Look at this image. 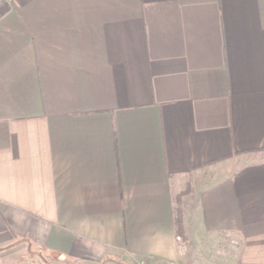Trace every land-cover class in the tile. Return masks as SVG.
Returning a JSON list of instances; mask_svg holds the SVG:
<instances>
[{
	"label": "crops",
	"instance_id": "1",
	"mask_svg": "<svg viewBox=\"0 0 264 264\" xmlns=\"http://www.w3.org/2000/svg\"><path fill=\"white\" fill-rule=\"evenodd\" d=\"M0 264H264V0L2 9Z\"/></svg>",
	"mask_w": 264,
	"mask_h": 264
},
{
	"label": "trees",
	"instance_id": "2",
	"mask_svg": "<svg viewBox=\"0 0 264 264\" xmlns=\"http://www.w3.org/2000/svg\"><path fill=\"white\" fill-rule=\"evenodd\" d=\"M184 192H181L177 197V203L173 208V218H174V225L176 228V233L180 235V237H184L185 229L182 220V207H181V197Z\"/></svg>",
	"mask_w": 264,
	"mask_h": 264
},
{
	"label": "built area",
	"instance_id": "3",
	"mask_svg": "<svg viewBox=\"0 0 264 264\" xmlns=\"http://www.w3.org/2000/svg\"><path fill=\"white\" fill-rule=\"evenodd\" d=\"M17 0H0V11L2 9L10 8Z\"/></svg>",
	"mask_w": 264,
	"mask_h": 264
}]
</instances>
